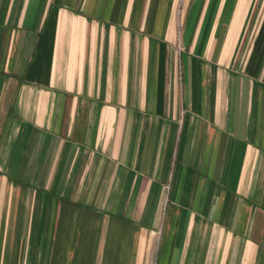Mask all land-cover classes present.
Returning a JSON list of instances; mask_svg holds the SVG:
<instances>
[{
    "label": "crops",
    "instance_id": "crops-1",
    "mask_svg": "<svg viewBox=\"0 0 264 264\" xmlns=\"http://www.w3.org/2000/svg\"><path fill=\"white\" fill-rule=\"evenodd\" d=\"M0 264H264V0H0Z\"/></svg>",
    "mask_w": 264,
    "mask_h": 264
}]
</instances>
